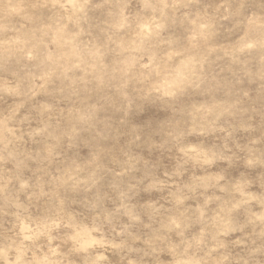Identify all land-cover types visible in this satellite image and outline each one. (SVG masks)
<instances>
[{"label":"clouds","instance_id":"clouds-1","mask_svg":"<svg viewBox=\"0 0 264 264\" xmlns=\"http://www.w3.org/2000/svg\"><path fill=\"white\" fill-rule=\"evenodd\" d=\"M0 264H264V0H0Z\"/></svg>","mask_w":264,"mask_h":264}]
</instances>
